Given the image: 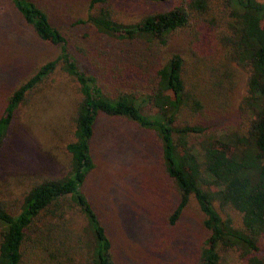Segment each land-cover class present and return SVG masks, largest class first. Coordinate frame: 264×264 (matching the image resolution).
I'll use <instances>...</instances> for the list:
<instances>
[{"label": "trees", "instance_id": "trees-1", "mask_svg": "<svg viewBox=\"0 0 264 264\" xmlns=\"http://www.w3.org/2000/svg\"><path fill=\"white\" fill-rule=\"evenodd\" d=\"M88 1L92 11L77 23L89 24L129 48L120 47L123 59L113 61L137 64L141 71L135 75L147 81L148 88L144 93L104 89L97 76L81 68L70 54L69 42L53 24L55 14L48 4L10 0L38 41L58 53L32 69L6 98L0 115V151L16 111L30 104L57 70L77 90L67 116L66 168L33 181L14 204L16 210L0 198V264H115L112 240L84 191L96 168L92 145L103 118L123 119L158 139L162 167L177 197L168 223L178 222L191 198L204 215L208 235L194 264H223V251L236 250L242 264H264L259 248L264 241V3L177 0L166 11L124 22L110 7L113 0ZM178 33L190 35V46L199 49L192 52L191 63L175 50L146 68L158 56L140 60L132 54V47L141 48L140 44L168 48ZM234 65L248 73L247 128L220 132L203 120L191 122L213 110V102L232 83ZM217 204L238 212L241 227L223 218Z\"/></svg>", "mask_w": 264, "mask_h": 264}, {"label": "rangeland", "instance_id": "rangeland-1", "mask_svg": "<svg viewBox=\"0 0 264 264\" xmlns=\"http://www.w3.org/2000/svg\"><path fill=\"white\" fill-rule=\"evenodd\" d=\"M42 1L54 12L53 24L65 34L70 54L81 68L97 76L104 89L113 93L146 92L148 82L140 81L135 75L141 71L137 64L125 66L113 61L123 59L120 47L129 48L100 35L89 24L77 23L86 20L92 11L88 0ZM176 1L113 0L110 7L116 18L133 22L166 11ZM256 1L264 3V0ZM191 40L190 35L178 33L172 36L168 48L140 44L142 47L138 49L131 46L132 54L140 60L158 56L146 68L166 59L175 50H181L191 63L188 59L192 52L199 51L195 44L190 46ZM149 48H153L152 52ZM212 52L210 49L208 54ZM57 53L58 49L38 41L10 0H0V115L12 90L32 69L55 58ZM233 71L232 83H227L226 90L213 102V110L191 122L203 120L204 125L220 132L247 128L249 118L244 99L248 73L235 65ZM47 83L50 86L46 84L30 104L21 105L16 111L11 132L0 151V198L12 210H16L14 204L33 181L66 168L67 116L77 88L60 70ZM92 154L96 168L84 191L112 240L115 264H194L208 235L203 225L204 215L191 198L178 222L168 223L177 197L174 184L162 167L158 139L123 119L103 118L96 128ZM216 209L223 218L232 219L235 227H241L238 212L221 209L218 204ZM259 248L264 254V241ZM223 252V264H242L237 250Z\"/></svg>", "mask_w": 264, "mask_h": 264}]
</instances>
